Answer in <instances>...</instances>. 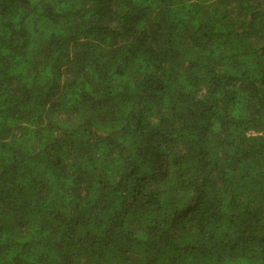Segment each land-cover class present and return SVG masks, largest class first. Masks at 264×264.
<instances>
[{"label": "trees", "instance_id": "1", "mask_svg": "<svg viewBox=\"0 0 264 264\" xmlns=\"http://www.w3.org/2000/svg\"><path fill=\"white\" fill-rule=\"evenodd\" d=\"M0 264H264V0H0Z\"/></svg>", "mask_w": 264, "mask_h": 264}]
</instances>
